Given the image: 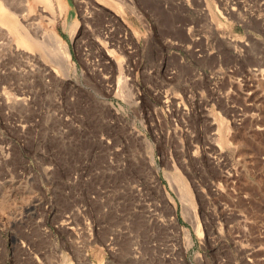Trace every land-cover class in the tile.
<instances>
[{"label": "rangeland", "instance_id": "374dc122", "mask_svg": "<svg viewBox=\"0 0 264 264\" xmlns=\"http://www.w3.org/2000/svg\"><path fill=\"white\" fill-rule=\"evenodd\" d=\"M0 5V264H264V0Z\"/></svg>", "mask_w": 264, "mask_h": 264}, {"label": "bare ground", "instance_id": "6f19581e", "mask_svg": "<svg viewBox=\"0 0 264 264\" xmlns=\"http://www.w3.org/2000/svg\"><path fill=\"white\" fill-rule=\"evenodd\" d=\"M15 3L16 2H18V3H22V4H24L25 6H27L28 7V3H29V0H13ZM12 4H14V3H12ZM3 6L2 5H0V14H1V19H5V17H6V15H3L4 14V10H3ZM3 13V14H2ZM52 37L54 38V40L56 41V42H58V43H62V38L61 37H59L58 35H52ZM51 37V38H52ZM19 40H21V37L19 36ZM23 41V40H22ZM29 44H31V46L32 47H34V48H38V49H40V50H44V51H47V48H49V47H47L48 46V44L45 42V41H43V40H34V39H30L29 38ZM48 54H49V52H48ZM57 62H58V60H57ZM201 230V229H200Z\"/></svg>", "mask_w": 264, "mask_h": 264}]
</instances>
